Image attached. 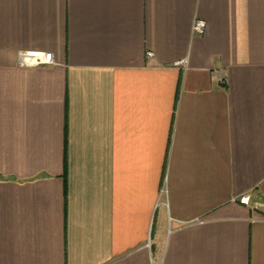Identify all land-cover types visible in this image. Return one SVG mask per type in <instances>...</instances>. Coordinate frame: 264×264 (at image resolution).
<instances>
[{"label": "crops", "instance_id": "crops-1", "mask_svg": "<svg viewBox=\"0 0 264 264\" xmlns=\"http://www.w3.org/2000/svg\"><path fill=\"white\" fill-rule=\"evenodd\" d=\"M0 264H264V0H0Z\"/></svg>", "mask_w": 264, "mask_h": 264}, {"label": "built area", "instance_id": "built-area-1", "mask_svg": "<svg viewBox=\"0 0 264 264\" xmlns=\"http://www.w3.org/2000/svg\"><path fill=\"white\" fill-rule=\"evenodd\" d=\"M206 30V23L203 20L197 19L192 25L193 34H203ZM152 56V53H148ZM19 64L23 66H46L54 64L53 54L51 52H21L18 56ZM242 203L248 204V196H243ZM149 247V242L147 243Z\"/></svg>", "mask_w": 264, "mask_h": 264}]
</instances>
